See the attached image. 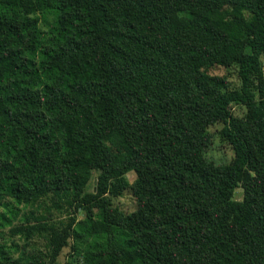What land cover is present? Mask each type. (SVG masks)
Segmentation results:
<instances>
[{
  "label": "trees",
  "instance_id": "trees-1",
  "mask_svg": "<svg viewBox=\"0 0 264 264\" xmlns=\"http://www.w3.org/2000/svg\"><path fill=\"white\" fill-rule=\"evenodd\" d=\"M263 70L264 0H0V264H264Z\"/></svg>",
  "mask_w": 264,
  "mask_h": 264
},
{
  "label": "rangeland",
  "instance_id": "rangeland-1",
  "mask_svg": "<svg viewBox=\"0 0 264 264\" xmlns=\"http://www.w3.org/2000/svg\"><path fill=\"white\" fill-rule=\"evenodd\" d=\"M209 74L223 77L227 80L229 86L231 88H237L240 85V80L238 77V69L236 66H228V67H209L204 68ZM264 71V70H263ZM231 111L235 116H242L245 113V107L240 105H232ZM222 124H217L213 126L210 130L211 134V144L209 149L202 154V161L204 163L205 170L210 166H216L221 164H226L231 161L233 158V149L231 145L223 139L220 134V130L222 129ZM95 174L93 175V178ZM128 181L132 183L135 180V175L133 173H128L126 175ZM92 187V182H90V189ZM234 198L236 200H242L243 194L242 189H237ZM113 205L118 207L124 213L134 212L137 208V203L135 197L133 196L130 190H126L120 197L115 198L113 200ZM78 219L84 218V213H77ZM9 235V231H6V236ZM40 247L43 246V243H39ZM72 250L70 247H66L63 249L59 258L57 259L56 264H70V261L73 257L71 255Z\"/></svg>",
  "mask_w": 264,
  "mask_h": 264
}]
</instances>
